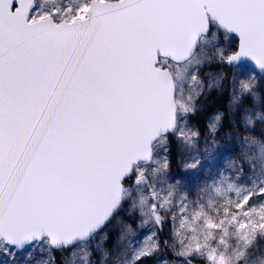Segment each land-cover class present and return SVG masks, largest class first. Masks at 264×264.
I'll use <instances>...</instances> for the list:
<instances>
[{"label": "snow or ice", "instance_id": "snow-or-ice-1", "mask_svg": "<svg viewBox=\"0 0 264 264\" xmlns=\"http://www.w3.org/2000/svg\"><path fill=\"white\" fill-rule=\"evenodd\" d=\"M57 252L264 264V0H0V264Z\"/></svg>", "mask_w": 264, "mask_h": 264}, {"label": "trees", "instance_id": "trees-1", "mask_svg": "<svg viewBox=\"0 0 264 264\" xmlns=\"http://www.w3.org/2000/svg\"><path fill=\"white\" fill-rule=\"evenodd\" d=\"M205 71L216 72V71H220V69L214 66L210 69H205ZM225 71L227 70L225 69ZM227 104H228V94L226 92L222 96L219 93H216L215 91L208 94V97L205 101V107L203 112L199 113L196 117H194L193 122L195 123L199 122L201 128H203L206 122L208 121V119L212 116V114L215 113L217 110L220 111L226 110ZM227 131H230V129L224 128L222 133H225Z\"/></svg>", "mask_w": 264, "mask_h": 264}, {"label": "rangeland", "instance_id": "rangeland-1", "mask_svg": "<svg viewBox=\"0 0 264 264\" xmlns=\"http://www.w3.org/2000/svg\"><path fill=\"white\" fill-rule=\"evenodd\" d=\"M214 114V113H213ZM212 114V115H213ZM195 123V122H194ZM231 131V130H230ZM229 131L225 132V133H222L221 135H225L227 134ZM260 132H261V126L260 125H257L256 129H255V132L253 133H249V135H255L256 137H259L260 136ZM223 143V141H221ZM176 164H178V161H176L175 165H174V171L177 170L176 168ZM245 168H247V165H245ZM162 255H167L169 259H171V253H162ZM55 258H56V264H60V261H61V253L57 252L55 254ZM149 264H152V262H149Z\"/></svg>", "mask_w": 264, "mask_h": 264}]
</instances>
